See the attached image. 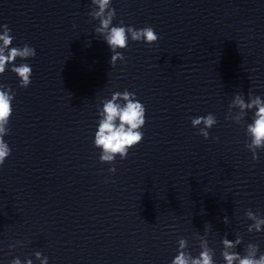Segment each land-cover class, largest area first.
Listing matches in <instances>:
<instances>
[{
  "label": "water",
  "instance_id": "obj_1",
  "mask_svg": "<svg viewBox=\"0 0 264 264\" xmlns=\"http://www.w3.org/2000/svg\"><path fill=\"white\" fill-rule=\"evenodd\" d=\"M111 7L113 26H150L159 37L153 44L129 37L115 67L95 33L99 21L88 15L91 0H0L9 47L36 51L14 61L32 68L27 88L12 65L0 75L15 93L4 136L11 153L0 166V264H40L35 252L48 264H171L181 238L186 253L197 257L206 241L215 264H225V236L242 238L241 256L258 245V258L264 226L248 232L255 221L246 212L264 218V148L254 161L245 147L255 110L239 123L226 116L236 94L264 99V0H111ZM125 89L146 108L144 138L126 159L101 163L98 107ZM209 113L217 124L205 139L191 119Z\"/></svg>",
  "mask_w": 264,
  "mask_h": 264
},
{
  "label": "clouds",
  "instance_id": "obj_2",
  "mask_svg": "<svg viewBox=\"0 0 264 264\" xmlns=\"http://www.w3.org/2000/svg\"><path fill=\"white\" fill-rule=\"evenodd\" d=\"M91 11L88 13L91 20H98L99 26L95 28V33L103 37L112 53L110 64L115 67L117 61L124 62L125 56L122 51L129 46V37L132 41H143L147 44L155 43L159 37L155 30L150 27L134 28L133 26H124L123 21L119 25L113 26V20L116 16V10L111 7V0H91ZM3 29L0 34V75L5 73L6 68L12 65L11 71L16 74L19 79V86L27 88L31 84L32 68L28 63H21L18 66L14 64L17 58L27 60L35 57L36 51L28 44L21 47H9L14 37L10 35L11 29L8 25L0 26ZM15 93L0 84V166H2L11 153L8 143L4 140V136L8 133V124L13 114L12 102ZM102 107H98V127L94 135V146L101 150L99 157L101 163L114 164L116 157L121 160L127 158L129 150L139 145L144 134L141 131L146 123V108L136 99V94L124 90L123 92L112 93L110 99L104 98L100 101ZM238 107L240 114L233 118L230 115V109ZM246 110H255L252 122L246 127V136L248 141L245 147L252 152V159H258L257 149L264 148V99L260 96L248 94V101L241 94H236L233 101L229 104V114L226 119H231L235 123H239L246 115ZM194 128H199V135L205 139L209 138V129L217 124L216 117L209 113L206 116H199L191 119ZM203 125V127H200ZM110 173H115L116 168L110 167ZM248 219L254 220L255 223L248 226V232L253 230L260 232L264 226V218H257L251 209L247 210ZM223 222L228 224V218L225 216ZM242 242V238L237 236L233 240L222 239L223 245L222 258L225 264H264V253L257 258L258 245L249 243L246 246L245 254L241 256L235 249ZM19 243V242H17ZM10 248L14 245H9ZM188 247L186 239H179L178 254L173 258L171 264H215L213 259L214 251L207 245L206 241L200 244L201 251L197 257H193L189 252H185ZM233 249V251H228ZM36 260L40 264H48V258L42 256L40 252L34 253ZM11 264H22L19 258L11 261ZM24 264H33L31 259H27Z\"/></svg>",
  "mask_w": 264,
  "mask_h": 264
}]
</instances>
